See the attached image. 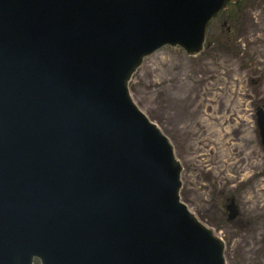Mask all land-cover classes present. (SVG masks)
Here are the masks:
<instances>
[{
	"label": "water",
	"instance_id": "1",
	"mask_svg": "<svg viewBox=\"0 0 264 264\" xmlns=\"http://www.w3.org/2000/svg\"><path fill=\"white\" fill-rule=\"evenodd\" d=\"M236 1L0 0V264H226L129 82Z\"/></svg>",
	"mask_w": 264,
	"mask_h": 264
},
{
	"label": "rangeland",
	"instance_id": "2",
	"mask_svg": "<svg viewBox=\"0 0 264 264\" xmlns=\"http://www.w3.org/2000/svg\"><path fill=\"white\" fill-rule=\"evenodd\" d=\"M129 89L172 142L180 197L224 240L226 264H264V147L255 119L264 106V0L220 11L196 55L179 46L155 50ZM230 198L240 210L231 221Z\"/></svg>",
	"mask_w": 264,
	"mask_h": 264
},
{
	"label": "flooded vegetation",
	"instance_id": "3",
	"mask_svg": "<svg viewBox=\"0 0 264 264\" xmlns=\"http://www.w3.org/2000/svg\"><path fill=\"white\" fill-rule=\"evenodd\" d=\"M230 199H231V198H230ZM230 199H229V203L231 202ZM229 203H228V204H229ZM228 204H226V209L228 210V215H227V216H228V219L231 221V220H233L234 218H236L237 215H239L240 210L238 211V214H237L234 218H230V217H229V213H230V211H229V209H228V207H227Z\"/></svg>",
	"mask_w": 264,
	"mask_h": 264
}]
</instances>
